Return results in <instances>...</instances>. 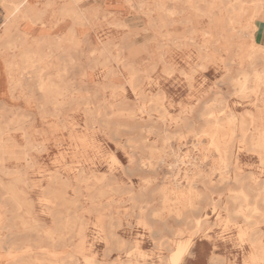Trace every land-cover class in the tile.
I'll return each mask as SVG.
<instances>
[{"label": "rangeland", "instance_id": "rangeland-1", "mask_svg": "<svg viewBox=\"0 0 264 264\" xmlns=\"http://www.w3.org/2000/svg\"><path fill=\"white\" fill-rule=\"evenodd\" d=\"M3 1L0 23L4 21ZM48 1L32 0L43 9ZM52 1L50 13L66 2ZM139 1L81 0V9L94 7L96 13L91 22L75 27V47L67 45V51L54 54L56 64L69 65L62 73V81L69 88L64 90L66 97L47 98L35 85L33 73L21 67L13 73L22 85L0 90V130L12 152L0 161V239H12L17 251L25 250L30 242L31 260L44 258L41 247L49 246L47 233L55 228L56 217L60 225L57 232L64 244L56 246L59 264H169L167 259L175 244L162 243V236L182 230L184 240L193 229L188 219L207 214L208 222L194 236L189 251L192 254H188L198 251L201 258L190 262L184 259L181 264H207L211 249L226 254L219 264H242L250 249L237 236V228L245 222L240 216L229 218L223 207L238 206L229 203L227 197L242 186L233 181L235 173L250 187L252 198L244 203L245 208L254 203L264 181L263 166L250 143L236 133L226 137L236 169L225 175L229 180L220 182L218 154L210 147L211 136L203 132L208 128L210 111L224 124L230 113L240 118L256 111L257 94H240L235 87L242 68L238 43L250 46L251 34L257 43L255 29L241 30V24H232L236 36L226 46L230 49L225 50L220 43L208 45L214 42L203 34L209 28V17H193V23H184L188 14L178 12H153L149 17L146 12L150 3L141 8ZM165 6L176 11L186 8L174 0H165ZM49 21L57 24L60 16ZM67 21L73 25L72 20ZM60 33L47 30L49 36ZM105 46L107 53L99 54ZM204 47L210 48L207 56L202 52ZM7 56L12 57L13 50ZM55 73L56 69H49L44 77ZM11 190L20 195L19 206L11 201ZM181 192H189L191 205L187 196L177 199ZM220 192L225 193L221 198ZM257 202L264 209V203ZM259 219L256 216L251 221ZM256 226L262 229L264 242V225L261 222ZM80 239L82 253H76L74 246ZM9 246L0 247V253ZM7 262L0 260V264Z\"/></svg>", "mask_w": 264, "mask_h": 264}, {"label": "bare ground", "instance_id": "bare-ground-1", "mask_svg": "<svg viewBox=\"0 0 264 264\" xmlns=\"http://www.w3.org/2000/svg\"><path fill=\"white\" fill-rule=\"evenodd\" d=\"M130 1H132V0H124V2H130ZM174 1H176L178 3H182L184 5V7H186V8L178 10V11H176L175 9H172V8H167L165 6V0H152L149 2L147 0H140L138 5H139V7L144 8L146 5H148L150 3L148 5L149 11L146 12L149 15V17L151 16V13H153V12H157L158 14H162L163 11L168 12L169 15L175 14L176 12L188 14V16L182 20L184 23H193V17H197V16L209 17V28L203 34L205 36H209V39L214 40V42H210V44H208V45L211 46V45L220 43L222 45V49H225V50L230 49L226 46H229L231 44L230 40L232 38H234V36H236L232 24H234V23L241 24L242 25L241 30H246V29L250 28L251 26H253V28L255 29L256 28L255 23H252L254 18L257 16L260 19L264 20V0H225V2H224L225 4L222 3V0H210V1H205V0H203V1L174 0ZM80 2H81V0H66V2L63 4V6H61L58 10L54 11V13L51 14V18H53L56 15L60 16V21L68 22L67 20H72L73 25L68 29L67 32H64L62 34H58L55 36H49V35H47V31L43 30L44 27H40L41 29H38L36 24L37 23H43L44 24V22L46 21L45 12L47 9H49V7L53 6L54 1L49 0L46 3L45 9L38 8L34 4V2H32V0H4L3 1L4 21L2 24L3 29L0 30V56H1V60H0V90H14V89H16L22 85V80L17 78L13 73L17 67H21L22 69L26 70V73H33L32 77L35 79V85L38 87L39 90L43 91V93L45 94V96L47 98L58 99L59 96L65 95L64 90H69V88L62 81V73L66 72L68 70L69 65L68 66L65 65L62 67L61 64H56L55 59H54V54H56L57 52H60V51H67L68 50L67 47L69 45L72 47H75L77 45V42L75 40V34H74L75 27H77L81 24H87V23L91 22L94 14L96 13V10H97L94 7L81 9L79 7ZM203 3H204V5H203ZM244 19H246V21L243 24ZM161 20L162 19L160 18V21ZM21 24H23L24 28L21 27ZM191 33L193 34V33H195V31H191ZM250 38H251L250 39L251 40L250 46H245L243 44V42L238 43L239 49L241 51V53L239 54V57H240V65L242 66V68L240 70L241 71L240 77L235 80V85H236L235 87H237V90L240 91V94H242V93L243 94H246V93L257 94V98L254 102L256 105V111H248L247 110L248 112H247V114H245L246 116H242L240 118H238L234 113H230L227 116V119H228L227 124H224V122L222 123L220 121V118L216 115V113L213 111H210L207 113V119H206L209 125H208V128L206 130H204V132H203L205 135L211 136V138H212L211 142L212 143H211V146L210 145L209 146L210 147L213 146V150L218 154V161H219L220 166L217 168V171H219L220 176H221V178L219 177L220 182L229 180V178L225 175L228 174L229 171L236 169L230 160L231 151L229 149V143H228L229 138L232 137L236 133H239V135L242 136L243 141H247L250 143V147H251L252 151H255L258 154V156L260 157V162H261V164L263 166V170H264V46L255 43L253 40L252 34L250 35ZM190 40H192V39H190ZM217 41H219V42H217ZM208 45H206V46H208ZM47 48H49V50H47ZM10 50H13V56L12 57L7 56V52ZM107 51H108V49L105 46L102 50H99L100 53L99 52L98 53L101 55H105L107 53ZM202 52H205V55L207 56L210 53V48L204 47V48H202ZM71 61H73V60L71 59ZM245 61H247L246 67L244 66ZM66 62H68V61H66ZM102 65H103V63H102ZM150 66H152V65H150ZM53 68L56 69V73L53 74L52 77H49L46 79L44 77V73L46 71H48L49 69H53ZM123 68H124V66H123ZM203 68H204V66H203ZM191 74H192V72H191ZM184 76H186V75H184ZM132 77H134V76H132ZM133 82H135V81H133ZM155 95H153V96L155 97ZM65 97H66V95H65ZM134 97L136 98V96H134ZM88 99H90V98H88ZM121 103H122V101H121ZM216 103L221 105L222 101L217 100ZM81 104L83 105V103H81ZM58 105H59V103H58ZM157 106H158V104H157ZM207 106L208 105H206V107ZM45 108H47V107H45ZM89 110L92 111L94 109H89ZM148 110H149V108H148ZM103 111H105V110H103ZM124 112H126V111H124ZM101 114L103 115V113H100V115ZM217 114H219V113H217ZM222 114H223V112H222ZM91 115H92V112H91ZM219 115H221V114H219ZM105 117H107V116H105ZM109 117H111V116H109ZM185 117H186V115H185ZM159 118L161 119V117H159ZM84 123H85V121H84ZM153 123H155V121ZM174 126H175V124H174ZM20 127L22 128V126H20ZM167 133H169V132L167 131ZM221 135H222V138L219 139L221 137ZM226 137H229V138H226ZM234 138H236V137H234ZM138 142H140V141H138ZM198 143H199V141H198ZM25 145H26V142H25ZM144 145H146V144H144ZM168 145H169V142H168ZM151 150H153V149H151ZM174 152L175 151H173V153ZM186 152H187V150H186ZM8 153L10 155H12V152H9L7 142L3 139V132L0 130V161H3L2 157ZM174 157H176V156H174ZM26 158H28V156ZM185 159H186V157H185ZM213 159H215V158H213ZM149 160H151V159H149ZM24 163L26 164V162H24ZM106 165H107V163H106ZM172 165H174V163ZM212 166H213V163H212ZM186 169H187V167H186ZM178 171H180V170L178 169ZM121 173H123V172H121ZM184 177H185V175H184ZM211 178H213V177H211ZM251 178H253L252 175H251ZM82 179L85 180V178H83V177H82ZM19 180L20 179H18V181ZM233 181L237 182V183L241 182L242 186H241L240 190H238L234 193L230 192V194H228L227 197L229 199V203H238V206L236 208H229L226 205L223 207V209L225 212H227L229 214V218H233V217L235 218V217L240 216V217H242V219L245 222L244 225L240 224V222H239L240 225L237 228V236L240 239H242L243 241H246L247 245L250 249L248 251V253L244 256L243 264H264V242L262 240L263 233H262V229H258V226H256L258 223H261V222L264 225V209H261L260 206L258 205V202H257L258 200H260L264 203V181L260 183V188L258 189L259 192L255 196L256 200H254V203L246 205L247 206L246 208H245L244 203L248 202V200H250L252 198L251 191H249L250 187L244 185V181L242 178H240V175L238 173H235ZM251 181H253V179ZM100 182H102V181L100 180ZM213 182L211 181V183H213ZM215 183H217V182H215ZM100 187L102 188V186H100ZM9 188H11V187H9ZM161 190H162V187H161ZM9 192H10L11 199H12L11 201H13L14 204L19 206L22 203V201L20 200V195L17 192H14V190L13 191L11 190ZM177 195H178L177 196L178 200H180V197H182V196L183 197L187 196V203H189V205L192 204V199H191V197H189V192L188 193L187 192H185V193L181 192V193H177ZM207 195H209V194H207ZM224 195H225L224 192L219 193L220 198ZM56 198L60 199L61 198L60 194H56ZM216 202L217 201H215L213 203L214 209L217 205ZM46 203L47 202H45V204ZM205 203H207V202L205 201ZM209 205L210 204H208V206ZM70 210H67V211H70ZM94 211H95V209H94ZM177 215H178V213H177ZM207 216H208L207 214L206 215L203 214V215L194 216L193 218L188 219V222L193 225V229L190 231L189 236L184 240L181 239L182 235L184 234V231H182V230L173 231L171 236H166V235L162 236V243H165L168 245H171L172 243L175 244V248L172 250L171 254L168 256V259H167L169 264H181L183 262L184 258L186 257V255L191 253L189 251H190L191 246L193 245L194 236L196 234H198L203 229V226L205 224H207V222H208ZM256 216H259L261 219L256 220V221H251V218L256 217ZM72 219L74 220V218H72ZM79 223H81V222H79ZM66 224H67V222H66ZM58 227H60L59 221L55 217V228L50 230L47 233V239L49 242V246H42L41 247V248H43V251H44L43 253L45 254L44 258H37L34 261H32L31 256L29 255V254H31V251H32V244L30 242L26 245L25 250L22 249V251H17V249L14 246L15 242L12 239H7V237H2L0 239V247L1 248L4 247V245L7 243H9L10 246L8 247L7 251H5L4 253L3 252L0 253V260H7L8 262L5 264H40V263L45 262V261H48V262L53 263V264H57V263L59 264V262L57 261V259L59 258V253L56 250V246L59 247V246H62L64 244H63V237L61 235H58V232H57ZM67 227H70V226H67ZM32 230H33V228H32ZM39 233H37V235ZM78 235L80 236V232H78ZM64 243H65V241H64ZM82 249H83V239L82 240L80 239L79 242H77L75 244L74 251L76 253H82ZM103 251H104V249H103ZM127 255H128V253H127ZM129 255H130V253H129ZM69 256L72 257V255H69ZM85 259H86V261L92 263V260L89 257H85Z\"/></svg>", "mask_w": 264, "mask_h": 264}, {"label": "crops", "instance_id": "crops-1", "mask_svg": "<svg viewBox=\"0 0 264 264\" xmlns=\"http://www.w3.org/2000/svg\"><path fill=\"white\" fill-rule=\"evenodd\" d=\"M120 4H121V2L118 3L115 8H117V6ZM48 14L51 15L52 13H50V11H48V9H47L45 12L46 21L44 22V24L43 23H37L36 25H37L38 29H41L40 27H44L43 30L59 31V32H61L60 34H62L64 32H67L68 29L71 27V25H68V23L65 21H60L57 24L51 25V22L49 21V20H51V16L49 18ZM254 23L256 26L255 32H254V39L257 43L264 45V20L257 17ZM2 24L3 23H0V30L3 29ZM21 27L24 28L23 24H21ZM0 60H1V56H0ZM193 254L194 255L186 256L184 259L187 262L188 261L190 262L191 260H199L201 258V254L198 251L193 252ZM224 255H226V254L218 252L214 249H211L209 254L206 256V262H207V264H219L223 260Z\"/></svg>", "mask_w": 264, "mask_h": 264}]
</instances>
